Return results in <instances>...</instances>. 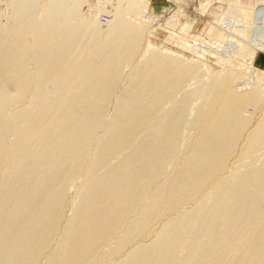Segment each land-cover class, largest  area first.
<instances>
[{
	"label": "bare ground",
	"instance_id": "bare-ground-1",
	"mask_svg": "<svg viewBox=\"0 0 264 264\" xmlns=\"http://www.w3.org/2000/svg\"><path fill=\"white\" fill-rule=\"evenodd\" d=\"M5 2L0 264H264L262 79L146 43L141 0Z\"/></svg>",
	"mask_w": 264,
	"mask_h": 264
},
{
	"label": "rangeland",
	"instance_id": "rangeland-1",
	"mask_svg": "<svg viewBox=\"0 0 264 264\" xmlns=\"http://www.w3.org/2000/svg\"><path fill=\"white\" fill-rule=\"evenodd\" d=\"M84 1L85 2H83L82 8L84 11H88L93 6L105 4V2H108L109 0ZM141 1H143L142 6H144L146 9H144V14H142V12L141 15H138V18L144 21L146 20L147 23H150L147 24V26H150L148 27V32L145 35L146 43L147 41L150 42L151 44L159 48V50H171L175 53L177 52V54H181V56H184V58L186 57L188 59H194L199 61L201 60V62L204 61L203 63H205L209 68H211L215 72H219L220 70H223L227 65H229V59H236L235 64L240 63L244 66L241 67L240 65L239 67L241 69L238 67V70H240L239 72H242L245 76H249V70L252 69V72H255L258 80L262 79L259 81H261L260 83L263 84L264 87V47L258 45L259 42H257L258 40H262L263 38L262 36L254 35L253 28L255 25H258L254 22L252 23V21H254L252 15L254 14V10L258 3V0ZM261 4L264 7V0H262ZM5 7V0H0V8L5 9ZM226 16L233 17V19L235 20H229ZM244 17L246 18V20ZM236 19L240 21H246L247 23L243 22L244 24H240L236 22ZM260 22H258L259 26L261 25V27L264 29V19ZM248 23L251 24L249 25ZM232 40H234V42ZM247 40L249 41V44ZM217 41L223 42L222 46L215 44ZM227 41L229 42V46L225 47L224 45L228 43ZM253 41L256 44H253ZM187 43L190 46H194L195 49H199L198 53L197 50L195 53L193 47H188ZM230 43L234 44L235 46ZM235 43L241 44V47L245 51H248L246 53L249 57H242L239 59L238 56V58L234 56L236 55V53H234L235 50L233 51L234 47H236ZM230 45L232 46L230 47ZM222 47L226 49H223ZM201 48L202 50H200ZM229 49L231 50V52ZM212 50H214L215 52ZM217 50L219 52H217ZM224 50H229V52H226ZM223 51L226 52V54ZM221 52L223 53L221 54ZM252 53L254 55H252L253 57H250ZM247 63L249 64V66ZM244 72H246L247 75ZM263 117V106L254 110V123L261 120Z\"/></svg>",
	"mask_w": 264,
	"mask_h": 264
}]
</instances>
